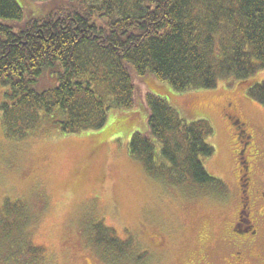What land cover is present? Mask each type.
I'll return each instance as SVG.
<instances>
[{
	"label": "trees",
	"instance_id": "trees-1",
	"mask_svg": "<svg viewBox=\"0 0 264 264\" xmlns=\"http://www.w3.org/2000/svg\"><path fill=\"white\" fill-rule=\"evenodd\" d=\"M32 1L41 14L0 0V86L8 87L0 115L8 139L25 138L44 123L69 134L97 130L111 112L141 107L145 131H134L126 147L147 174L219 195L226 191L202 161L214 154L207 142L210 124L181 119L145 79L179 94L213 89L220 78L246 81L264 69V0ZM48 76L52 85L38 88ZM136 79L144 85L141 100ZM247 93L264 106V81L250 84ZM13 206L16 217L8 205L1 211L0 243L13 234L15 261L28 254L30 264H40V249L24 230L27 212ZM91 227L106 259L134 264L123 254L129 246L122 249L118 239L103 248L98 234L113 229ZM136 254L141 263L146 252Z\"/></svg>",
	"mask_w": 264,
	"mask_h": 264
},
{
	"label": "rangeland",
	"instance_id": "rangeland-1",
	"mask_svg": "<svg viewBox=\"0 0 264 264\" xmlns=\"http://www.w3.org/2000/svg\"><path fill=\"white\" fill-rule=\"evenodd\" d=\"M16 2L26 14L43 12L32 0ZM150 79H145L148 89L165 98L181 119L210 124L213 134L207 142L214 154L202 161L226 191L219 195L188 183L178 185L152 177L128 155L131 134L145 131L144 108L111 112L106 124L97 130L69 134L44 123L15 140L5 136L0 115V215L5 205L9 210L13 205H18V211L26 210L29 225L24 230L40 249L36 254L40 253V264H113L95 242L91 226L96 223L113 229L98 234L103 248L110 238L118 239L124 244L122 249L129 246L123 254L134 264L139 263L137 251L146 252L139 264H198L204 252L213 247L218 249V264L230 260L237 251L244 253L249 264H264L263 218L257 219L260 228L254 238L260 248L257 257H252L247 244L231 250L223 247L232 236L229 227L237 213L238 151L243 150L240 157L249 161L251 185L264 194V106L247 93L250 84L264 81V69L246 81L220 78L213 89L180 94L166 83L154 80L155 84ZM135 82L141 100L144 85L138 79ZM51 85L48 76L37 86ZM7 90L0 86V104L5 102ZM231 116L244 124L251 137V152L243 149L246 144H242L240 132L245 131L239 132ZM12 236L0 243V264H30L28 254L15 261ZM131 243L137 250H130ZM121 264L129 263L123 260Z\"/></svg>",
	"mask_w": 264,
	"mask_h": 264
},
{
	"label": "flooded vegetation",
	"instance_id": "flooded-vegetation-1",
	"mask_svg": "<svg viewBox=\"0 0 264 264\" xmlns=\"http://www.w3.org/2000/svg\"><path fill=\"white\" fill-rule=\"evenodd\" d=\"M230 120L233 121L239 129L244 130V124L240 123L235 116H231ZM232 123V124H233ZM245 131V130H244ZM243 133V132H242ZM239 136V133L237 134ZM242 137L243 149L249 153L252 151V141L251 137L245 131V133L240 134ZM247 141V142H246ZM249 141V142H248ZM237 163L239 167V177H238V197L236 199L237 203V213L235 217V222L231 223L230 232L232 236L225 240L224 246L231 250L237 245H248L249 249H252V257L255 258L260 254V248L258 247L257 241L254 239L259 232L260 224L258 223V217L264 219V194L262 189L258 187H253L251 185V177L249 174V161L247 157L241 158L239 151L237 152ZM227 190V189H226ZM238 231H243V234H239ZM206 250L202 257L199 258L198 264H218L219 260L215 253L218 249L215 247ZM223 264H249L246 256L242 251L232 252L230 260L223 261Z\"/></svg>",
	"mask_w": 264,
	"mask_h": 264
},
{
	"label": "bare ground",
	"instance_id": "bare-ground-1",
	"mask_svg": "<svg viewBox=\"0 0 264 264\" xmlns=\"http://www.w3.org/2000/svg\"><path fill=\"white\" fill-rule=\"evenodd\" d=\"M251 149V148H250Z\"/></svg>",
	"mask_w": 264,
	"mask_h": 264
}]
</instances>
